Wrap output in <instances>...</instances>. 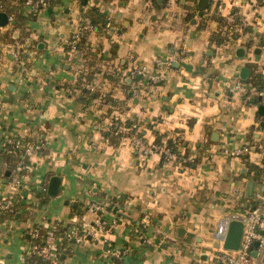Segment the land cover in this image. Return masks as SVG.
<instances>
[{
  "label": "crops",
  "instance_id": "0c3cea01",
  "mask_svg": "<svg viewBox=\"0 0 264 264\" xmlns=\"http://www.w3.org/2000/svg\"><path fill=\"white\" fill-rule=\"evenodd\" d=\"M218 1L220 15L237 16L247 27L219 45L210 41ZM91 5L106 15L111 29L88 31L72 50L69 39ZM13 23L0 26V149L7 134L34 139L40 147L29 156L32 168L22 175L17 197L32 215L20 207L18 218L0 220V264H24L31 228L43 221L92 223L98 212L88 209L91 202L103 206L106 229L66 243V264H110L107 251L114 248H127L130 264H215L219 218L252 200L251 173L221 147L244 143L256 133L254 123L263 121L252 97L232 94L229 85L242 80V65L248 77L254 71L264 76V3L56 0L27 18L23 29ZM10 29L12 36L29 34L33 46L25 62L16 63L7 52ZM151 73L163 78L152 83ZM80 74L89 76L94 91L74 87ZM118 119L122 125L134 121L145 145L157 136L161 143L175 140L177 157L143 153L129 140L113 144L104 131ZM53 174L60 176L55 196L46 192ZM252 181L250 194L258 186ZM6 182L0 178V195L7 192ZM37 190L48 195L45 201Z\"/></svg>",
  "mask_w": 264,
  "mask_h": 264
},
{
  "label": "built area",
  "instance_id": "2783aa9c",
  "mask_svg": "<svg viewBox=\"0 0 264 264\" xmlns=\"http://www.w3.org/2000/svg\"><path fill=\"white\" fill-rule=\"evenodd\" d=\"M50 5L49 0H24L23 6L26 12L37 15L41 10L48 8ZM223 9V4L218 1L215 5V12L219 13ZM225 23L220 25V30H229L231 28V22L233 21V15L228 14L225 18ZM13 14H8V23H13ZM94 29V25L91 18L88 15L81 17V21L77 26L76 32L69 39L70 49L77 50V43L80 38L88 31ZM110 20H106L105 31H110ZM231 31L229 30L228 33ZM28 40L25 38L15 39L14 42L8 47V53L12 56V59L19 58L22 51L28 52L32 49L28 47ZM145 71V66L141 67L139 72ZM134 75L132 74L131 77ZM148 79L152 83L161 81L163 75L161 73L148 74ZM82 83L88 91H94L95 84L86 79L85 76H81ZM229 91L232 94L240 97L249 98L254 97L256 100L255 105H264V86L257 88L250 82L235 79L229 85ZM263 124L260 125L258 120L254 123L256 133L252 134L249 139L244 143L236 147L222 146L221 149L224 154L234 158H244L246 161L254 164L263 165L262 159L264 158V114ZM114 134H120V139L129 140L132 144L142 150L143 153L158 151L164 153L166 159H174L177 157L174 151H171L167 146V143L153 142L150 145H145L142 139V135L137 130H130L122 124H116V127L112 130ZM10 144L7 151H11L13 148H22L19 158L13 167L11 177L7 180L6 185L8 187L6 194L0 195V212L13 211L14 201L19 196L21 188L20 173L22 169L31 170L32 163L26 162L24 159L29 157L30 154L40 147L38 143H30L21 137L13 134H7L2 140V145ZM186 157H179V161L186 160ZM253 174V172H251ZM253 179V178H252ZM258 186L252 191V200L248 206L241 209V211H230L222 215L214 231V239L219 246L213 247V256L215 264H264V174L259 175L256 179ZM89 210L98 212L93 222L90 224H79L77 222L68 223L63 225L58 221H43L39 225H35L31 228V235L34 240L29 241V247L24 251V254H35L41 259L46 261V264H66L64 259H61L60 255L62 250L59 244L65 240L67 244L71 242H82L88 239L92 235L103 232L106 221L101 217L100 210L103 206L96 202H91L87 205ZM231 219H240L243 223L242 234L237 249H225L221 245L224 240V236L227 230L228 223ZM116 222V221H113ZM257 240L258 244L254 245V241ZM255 253L253 254V252ZM112 256L110 264H130L125 255L128 253L127 248H114L107 251ZM108 254V255H109ZM62 256V255H61ZM213 264V263H212Z\"/></svg>",
  "mask_w": 264,
  "mask_h": 264
},
{
  "label": "trees",
  "instance_id": "16d2710c",
  "mask_svg": "<svg viewBox=\"0 0 264 264\" xmlns=\"http://www.w3.org/2000/svg\"><path fill=\"white\" fill-rule=\"evenodd\" d=\"M23 1L24 0H18V3L21 4V3H23ZM49 1L51 4L53 1H56V0H49ZM154 1H156V0H154ZM257 2L264 3V0H257ZM18 3L10 2V0H0V9L4 8L5 12L13 14V18H14L13 27L14 28L20 27L23 29L22 24H24V21L27 18H34L36 15L31 14V13H29L27 16L23 15L19 10V7H18L19 4ZM81 14H82V16L88 15L91 18V21L94 25L93 30H99L101 32H105V24H106L107 17L101 10H99V8L97 6H95V5H91L88 7L86 6L82 10ZM212 17L217 22V26L214 28V30L210 34V41L214 42L217 45L223 44L224 41L228 40V38L230 36H232L233 38L237 37L239 29L244 31V29L247 28V27L245 28V26L242 24V21L237 16L233 15V21L231 22V28L229 29L231 32L230 33L227 32L228 34L222 33V31L220 30V25H223L225 23L224 17L222 15H220L219 13H216V12H214L212 14ZM188 18H189V16H188ZM5 33H6L5 38L12 43L14 42L15 39L25 38L27 40L29 37V34L24 32V34H19L16 38H14L12 36V30L11 29L7 30ZM84 38H85V35L80 38V40L77 43V47H79L80 44L83 43ZM28 44H29L28 45L29 48H31L33 46L32 43H30V42H28ZM245 44L249 45L250 44L249 40L248 41L246 40ZM68 46L70 47L69 42H68ZM26 57H27V52L22 51L20 53L19 58L14 60V61L16 63L20 62L21 60L25 62V61H27ZM248 65L251 66L250 63H248ZM81 76H82L81 74L78 76V79L76 81V85L74 86L76 89H80V90L83 89V87H84V84L82 83V80H81ZM84 76L86 77V79L89 78V76L87 74H85ZM246 81L252 83L257 88H262L264 86V76H261L260 72H257V71L252 72L250 74V76L246 79ZM103 99L105 101H110L113 104H117V101L115 99H113L112 97H110L109 95H105ZM255 102H256V100H255ZM119 122H120L119 119L115 120V122L113 124H111L110 128H108L106 131H104L105 137H107L109 139V141H111L113 144H117L119 142V139H120V134L112 133V130L116 127V124H118ZM134 124H135V122L130 120V119H126L124 121V125L126 127H130L131 130L135 129V127H133ZM30 140L31 141H28V142L36 143V141H34V139L33 140L30 139ZM155 142H159V136H157L155 138ZM166 143H167V146L169 147V149L171 151H174L176 154H178L177 153L178 151H176V147H175V140L169 139ZM8 147H10V144L7 143V144L2 145V147L0 149V178H5L7 180L11 177L12 172H13V167L19 158V154L22 151V148H16V147L13 148L11 151H7ZM161 156H162V158L166 157L164 153ZM24 161L30 162L29 157H26L24 159ZM188 161H189L188 162L189 164L193 163V160H188ZM262 162H263L262 163L263 165L248 162V166H249L248 168L249 169H247V170H249V173L253 172V174H251V176L253 177L252 180L257 179V178H259V175L264 174V158L262 159ZM6 170H9V173L7 175L5 174ZM26 170L27 169H22L20 171V173L24 174L26 172ZM36 193L39 197H41L42 201H45L47 199L48 195L44 192V190H37ZM20 207L21 208L22 207L27 208V211H25V212L28 214L26 216L32 215L31 213H29L31 211H30L28 205L20 202V200L17 199L14 201L13 211H11V212H0V220H4L6 218H9V219L18 218L19 216H16L17 212H19L18 213L19 215L21 214V212H23V211H21ZM29 237H30L31 241L34 240L32 235ZM65 244H66L65 240L59 244V247L61 250H63L65 248ZM60 257H61V259H63V257L61 255H60ZM23 259H24L23 260L24 264H46L45 260L41 259L39 256H37L35 254H24Z\"/></svg>",
  "mask_w": 264,
  "mask_h": 264
},
{
  "label": "water",
  "instance_id": "95a60500",
  "mask_svg": "<svg viewBox=\"0 0 264 264\" xmlns=\"http://www.w3.org/2000/svg\"><path fill=\"white\" fill-rule=\"evenodd\" d=\"M80 2L82 3V5H84V4H86L87 0H80ZM200 5L203 6L204 4L200 3ZM201 14H202V11L200 10L199 15H201ZM7 22H8V13L3 11V10H0V26L6 25ZM17 35H18V33L16 31L13 32V37L16 38ZM39 45H41V43H39ZM237 51H240L239 56H242L243 52H244V47H242V46L237 47ZM249 72L250 71H249L248 66L242 65L240 68V71H239V76L242 78V80H246L248 75H249ZM83 90H85V89L83 88ZM251 101L255 102V98L252 97ZM257 112L259 114H264V105L259 104L257 107ZM260 124L262 125L263 121H261ZM246 170H247L246 167H242V171L245 172ZM8 173H9V170H6L5 174L7 175ZM59 183H60V176L56 175V174L51 175L48 179V184L46 187L47 194H49L51 196H55L58 192V189H59ZM252 184H253V181L249 180V183H248V193L249 194L251 193ZM242 229H243V223L240 219H231L228 223L227 230H226V233L224 236V240H223V243L221 246L225 249H234V250L237 249L239 246V242H240V238H241V234H242ZM88 237H90V235H88ZM253 243H254V245H257L258 241L255 240ZM254 253H255V251L253 252V254Z\"/></svg>",
  "mask_w": 264,
  "mask_h": 264
},
{
  "label": "rangeland",
  "instance_id": "374dc122",
  "mask_svg": "<svg viewBox=\"0 0 264 264\" xmlns=\"http://www.w3.org/2000/svg\"><path fill=\"white\" fill-rule=\"evenodd\" d=\"M227 32H229V30L227 31V30H223V33H226V34H228ZM139 133V132H138ZM241 162H242V164H243V167H246L247 169H249L248 167V161H246L244 158H241ZM245 174H249V170H246V172H245ZM245 194H247V192H246V190H245ZM248 195H250L251 197H253V195L252 194H248Z\"/></svg>",
  "mask_w": 264,
  "mask_h": 264
}]
</instances>
